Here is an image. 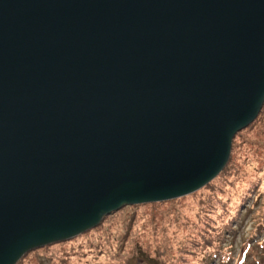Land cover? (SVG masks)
I'll list each match as a JSON object with an SVG mask.
<instances>
[{
    "label": "water",
    "instance_id": "95a60500",
    "mask_svg": "<svg viewBox=\"0 0 264 264\" xmlns=\"http://www.w3.org/2000/svg\"><path fill=\"white\" fill-rule=\"evenodd\" d=\"M264 104V0H0V264L188 195Z\"/></svg>",
    "mask_w": 264,
    "mask_h": 264
},
{
    "label": "rangeland",
    "instance_id": "374dc122",
    "mask_svg": "<svg viewBox=\"0 0 264 264\" xmlns=\"http://www.w3.org/2000/svg\"><path fill=\"white\" fill-rule=\"evenodd\" d=\"M17 264H264V104L223 170L179 198L124 206Z\"/></svg>",
    "mask_w": 264,
    "mask_h": 264
}]
</instances>
